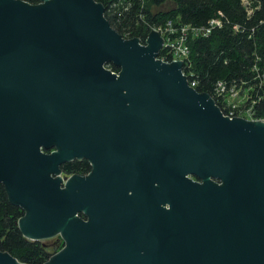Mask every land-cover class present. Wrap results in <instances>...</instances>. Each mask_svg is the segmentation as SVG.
I'll list each match as a JSON object with an SVG mask.
<instances>
[{
    "label": "water",
    "instance_id": "1",
    "mask_svg": "<svg viewBox=\"0 0 264 264\" xmlns=\"http://www.w3.org/2000/svg\"><path fill=\"white\" fill-rule=\"evenodd\" d=\"M40 2L0 0V183L28 240L65 241L45 264H264V122L157 60L158 33L142 46L95 0ZM84 157L90 177H57Z\"/></svg>",
    "mask_w": 264,
    "mask_h": 264
},
{
    "label": "trees",
    "instance_id": "2",
    "mask_svg": "<svg viewBox=\"0 0 264 264\" xmlns=\"http://www.w3.org/2000/svg\"><path fill=\"white\" fill-rule=\"evenodd\" d=\"M95 1L103 4L110 25L130 39L145 37L151 27L168 21L202 27L221 18L222 26L210 36L190 40V70L194 73L190 82H196L199 93L215 99L219 82L236 86L241 94L247 92L246 105L253 106L255 117L264 119V0H248V4L244 0ZM108 68L120 70L113 63ZM61 169L66 175L82 176L85 172L80 161L66 163ZM25 214L12 202L5 184L0 183V250L24 264H45L53 253L42 242L24 236L18 222Z\"/></svg>",
    "mask_w": 264,
    "mask_h": 264
},
{
    "label": "built area",
    "instance_id": "3",
    "mask_svg": "<svg viewBox=\"0 0 264 264\" xmlns=\"http://www.w3.org/2000/svg\"><path fill=\"white\" fill-rule=\"evenodd\" d=\"M25 2L30 5L41 4L40 0L37 4H32L27 1ZM220 15L222 16V14ZM221 26V18L212 19L207 26L202 27L194 26L191 24L176 25L173 21H168L164 24H158L151 27L150 31L145 37L139 36L132 39H138L142 46H147L150 34L152 32L158 33L163 41V45L157 60L162 61L166 64L182 63L183 75L188 79L190 86L196 89V82H190V79L194 76L193 71L190 70V40L208 37L216 27ZM124 39L129 40L130 38ZM113 72L117 74V76H119L120 71ZM240 93V89H238L236 86H228L225 82H219L215 88V96L217 99H215L214 97L212 98L215 100L217 105L219 104L217 102L221 103V105H219L220 110L222 109L220 106H222L224 111H221L226 117L230 119L240 118L250 122H264V119H258L255 117L253 106H247L246 104H241L238 101L241 95ZM72 176L74 175H66L62 172V174L57 177H61L62 179H64L65 177L70 178ZM63 181L65 185L67 181ZM78 217L83 218V215H79ZM58 236L62 237L61 235ZM65 246L66 245L64 241V247L61 250H63ZM59 252H55L52 256L56 255Z\"/></svg>",
    "mask_w": 264,
    "mask_h": 264
},
{
    "label": "rangeland",
    "instance_id": "4",
    "mask_svg": "<svg viewBox=\"0 0 264 264\" xmlns=\"http://www.w3.org/2000/svg\"><path fill=\"white\" fill-rule=\"evenodd\" d=\"M244 2H245V4H248V0H244ZM163 9H165V8H163ZM166 9H168V6L166 7ZM155 10H159V9L155 8ZM247 100H248L247 92H245L244 94H241L240 98L238 99V101L241 104H247ZM41 242L43 244H45L47 246V248L49 250H51V252L53 254H54V252H59L64 247V240L60 236H56L52 239H46V240H43Z\"/></svg>",
    "mask_w": 264,
    "mask_h": 264
},
{
    "label": "flooded vegetation",
    "instance_id": "5",
    "mask_svg": "<svg viewBox=\"0 0 264 264\" xmlns=\"http://www.w3.org/2000/svg\"><path fill=\"white\" fill-rule=\"evenodd\" d=\"M75 161H80V162H82V164L84 165V174H82V177H90L92 174H93V172H94V164L95 163H93L90 159H88V158H82V159H75V160H72V161H70L69 163H71V162H75ZM80 176V175H79ZM154 185L156 186V187H160V185L156 182V181H154ZM129 194H132V192L130 191V193ZM167 209V208H166ZM83 220H85V221H87L88 220V216H85V215H83Z\"/></svg>",
    "mask_w": 264,
    "mask_h": 264
}]
</instances>
